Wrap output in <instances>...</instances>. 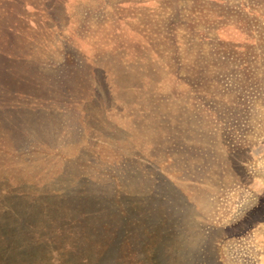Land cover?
I'll return each instance as SVG.
<instances>
[{
	"label": "rangeland",
	"instance_id": "rangeland-1",
	"mask_svg": "<svg viewBox=\"0 0 264 264\" xmlns=\"http://www.w3.org/2000/svg\"><path fill=\"white\" fill-rule=\"evenodd\" d=\"M1 212L99 264H264V0H0Z\"/></svg>",
	"mask_w": 264,
	"mask_h": 264
},
{
	"label": "trees",
	"instance_id": "trees-1",
	"mask_svg": "<svg viewBox=\"0 0 264 264\" xmlns=\"http://www.w3.org/2000/svg\"><path fill=\"white\" fill-rule=\"evenodd\" d=\"M2 215L5 216L1 212ZM5 230L11 235L6 234L5 238L0 239V264H99L102 258L101 254H95L92 250L95 245H100V241L91 239L98 232L97 227L85 225L77 230L70 224L53 225L48 230L47 245L43 246L51 251H43V244L36 240L37 233L34 239L25 238L34 235L27 233V230L24 239H17L15 234L18 228L7 227ZM116 264H138V261L133 254H129L119 256Z\"/></svg>",
	"mask_w": 264,
	"mask_h": 264
}]
</instances>
